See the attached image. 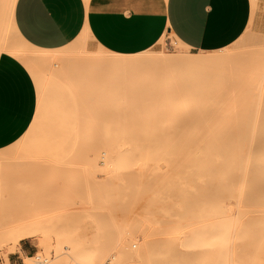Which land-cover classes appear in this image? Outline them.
Listing matches in <instances>:
<instances>
[{
  "label": "rangeland",
  "instance_id": "obj_1",
  "mask_svg": "<svg viewBox=\"0 0 264 264\" xmlns=\"http://www.w3.org/2000/svg\"><path fill=\"white\" fill-rule=\"evenodd\" d=\"M5 3L6 0H2L0 4V20L1 23H3L2 29L4 33L6 32V24L9 22V18L7 17L8 5ZM252 5L253 14L249 26L243 35L229 47L212 52H195L186 49L181 44L172 40V38H169L168 44H164L163 40L157 47L145 52L158 56L181 55L182 57H201L233 50L232 57L226 62L223 61L222 64L220 63L222 66L218 64L216 65L217 68L215 66V68L211 67L207 69V71H210L209 73H211V75L208 74V77H204L207 74H203L200 79L197 78L193 80V83L186 82L188 81L186 76L187 73L178 72V74L174 73V75H167L166 69L168 68L164 69L162 66V70L158 67L162 76L159 75L160 73L158 74L159 71L156 70L158 74L156 75L153 70L155 75L159 77H157L158 79H156L154 74H150L153 76L147 74L140 75V72L136 71L135 73H125L117 77V82L107 83L109 69L107 68L108 70H106L105 67L96 64V62H81L80 59L74 60V57H62L64 61L61 58L62 60L58 62L60 65H57L56 62L54 66H52L53 63L50 64L49 62L50 66L48 61H40V63L35 62L32 64L21 61L29 70L35 82L37 107L33 121L25 135L10 147L0 151V264H214L215 261L211 260V255L209 256V254L212 253L211 250L214 252L217 251L218 254L220 251L226 253L224 249L228 247L233 249V246L235 252L230 248L227 249L228 257L231 258L232 256L231 259H233L230 264H262L261 257L264 252V138L239 137L231 139L235 144L226 151L229 154L232 153L230 156L234 158L230 164L236 167L238 166L236 169L237 176L235 178L233 177V181L237 183L241 181L242 183V181L245 180L246 186L244 185L243 188H247V190L245 191L242 188L241 191L248 192L247 194L250 193L256 197L254 198L250 195V198H246L248 201H245V198H242L241 201L237 200V202H239L238 208L242 207L244 210L248 209L249 212L251 211L250 213L246 211L249 218L245 217L246 213L245 215L243 214V217L241 216L242 221L244 220L245 223L247 221L249 224L243 223L240 225V218L238 219L239 221L237 220L238 222L236 221L241 226L240 228H242V225L244 226L242 235L240 234L239 225H235L237 227L235 228L239 230V236L241 237L242 235V241L240 237L236 236L238 234H236L237 230L235 228V230L231 228L232 231H230L231 233L229 234L227 231L226 237L222 235L223 232L221 234H218V232H215V234L211 233L213 227L210 228V231L208 228H204L206 222L212 221V225L216 224H213L214 220L208 218L207 214L205 218H208V220L204 218L205 220L203 221L205 223L200 221V225L195 223L194 226H192V222H187V220L182 219L183 216H185V218L189 216L190 210L188 209H191V211H193L191 213L192 215L190 214V217L193 218H191V220L198 222L197 217H200L202 203L204 202V204L210 205L212 203L210 201L214 198L211 196L216 194L213 189H217V186H222L229 182V176L224 177V175H222L224 171L221 172V168H218V170L220 169V173L214 176H210L207 173V180L205 181L203 180V176L200 175L201 172H199L202 171L203 168H200L201 166H198V168L193 167L196 171L194 173L191 167L189 168L191 169L189 170L190 175L186 178H190V182L187 181V185L183 178V180L179 179L182 177L179 175L180 171L178 173L177 169H175L179 178L176 174H170V170L173 172L174 169H168L169 173H167L168 171L164 168L166 166L163 165V163L160 164L161 166L163 165L161 169H152L156 172V175H154L151 169H147V171L144 172L148 167L145 169L143 168L144 170L139 169L143 171L144 174L149 172L148 174L150 175L152 173L154 177L148 176L156 179L154 180L155 183L153 179L150 180L154 185L147 183L149 180L146 179L149 177H142L144 175L142 172V180H139L140 173L137 179L141 183H144L145 180L146 184L144 183L143 185L142 183L140 185L139 182L138 185H130L137 183V180H134V174L136 172L135 170L138 168H134V171L131 169L132 172L130 169H125V171H130L129 174L133 173V179L127 173L131 177L129 180L132 179L133 181L131 180L130 182L127 180V183L126 177L128 175L126 174L127 176H122L124 180L120 179L124 182H120L121 184L118 182L120 185L114 182L117 184L115 186L110 178L112 165L102 160L103 155H95L97 159L94 161V159H92L94 155L91 153L87 155L82 153L77 154L75 152L69 153L59 148H52L50 142L48 143L47 136L45 137V135L39 133V127L45 108L50 106V104L51 106H56L54 107L58 116L56 122L60 121L58 123L55 122L56 125H59V127L58 125L56 126V130L63 125L62 123L67 119L66 116H68L72 110V104L75 105V103H102L117 106L121 104L142 103L146 101L145 99L148 96L179 97L178 90L180 91L184 88L188 90L191 87L196 88V86L198 88H196L197 91L199 88H202V94H216V91L219 89L222 90V88L226 90L232 83V77L230 79L228 72L240 66L241 63H245L250 59V56L251 58H253L252 56L255 57V51H257L258 48L259 52H257V54L261 55L258 57L264 55L262 54L263 52L260 51L262 50L260 49V47H262L260 45L264 44V0H252ZM8 37L13 44H23L27 49L31 50L37 49L28 44H24V41L13 32H8ZM85 41V49L88 53L96 55L103 52L101 47L95 44L91 38H86ZM72 43H70L69 46ZM69 46L67 45L66 48ZM66 48L64 47L61 49L64 50ZM61 49H58V51ZM58 51L53 50V52ZM251 51L255 54L252 55ZM56 66H61L64 69H83L85 72L88 71L87 73L90 76L82 83L76 82L75 79L73 80L74 82L71 81V79L64 80L63 77L61 79V74L57 75L61 67L59 68ZM219 66L221 68H219ZM89 72H91V74ZM58 76H60V78ZM146 76L149 77L147 78ZM166 76H168V78H164ZM182 78H185V81ZM206 78H208V80H206ZM192 84L194 86H192ZM62 104H64V106H62ZM70 105L72 107H70ZM207 140L211 141L214 139L208 138ZM219 140L223 141L225 138ZM243 153L247 154L244 155ZM200 156V153L194 154L193 159ZM101 160L103 162L100 164ZM211 170L212 169H210V171ZM214 170L215 169H213V172ZM184 171L182 172L183 174ZM197 172H199V175H197ZM108 175L110 176L108 177ZM187 175L185 177H187ZM157 176L159 179L156 178ZM169 176L171 178L172 176L173 178L177 177V179H179L178 182H185H180L178 184ZM167 179H169L170 182H168L169 180ZM172 180L175 181V183L173 181L174 184L171 183ZM158 181L159 183L156 184ZM181 189H183V195L180 194L179 196V193H182L180 192ZM212 192L213 194H211ZM243 192L241 193L244 194ZM209 194L212 200H209ZM207 197H209V199ZM216 197L218 198V196ZM219 197L220 199L216 200H220V203L222 202L223 204L224 202L225 204H220L221 210L224 208L226 213L227 210H229L228 213L230 214L236 201L232 198L226 199V197H223V201L221 195ZM206 198L208 199L207 201H205ZM246 202L251 205H248ZM218 204V202H213L211 206H219ZM189 205L191 206L189 207ZM215 206L210 210L211 215L215 212L213 211ZM220 207L218 208L220 209ZM182 208L184 209L183 211ZM208 209L207 213L209 211ZM237 209L234 208L233 212L235 214L238 212L236 211ZM194 212L198 214L196 215ZM242 212L244 211L242 210ZM242 212H240L241 215ZM228 213L226 216L222 215L223 213L214 215L222 218L229 216ZM202 214L203 213H201V216H203ZM234 218L235 217H233V219ZM199 220H202V218L200 217ZM234 220L232 222L229 221L230 224H233ZM177 222L180 224L185 222L184 224H189V226L192 227L185 225L186 228H184V232L182 231L184 224L181 225V230L175 229V225L178 224ZM251 222L254 223V231H256L253 233L254 236L252 237L256 243L248 242L251 236L247 233L250 232L249 229L253 228L251 226L253 223ZM191 223L192 225H190ZM201 224L204 225L202 227L205 229V232L203 229L198 231L199 228H202L198 227V225L201 226ZM220 224H223V222ZM17 225H21L26 229L32 228L30 230L35 229L34 231H37L38 228L37 232H39V235L26 239L31 241L35 247L34 253L30 255V257H23L21 261H15V258L12 257L10 262L9 257L17 253L20 242L24 240L20 237V233H22L23 229L22 227H19V229L17 227V232ZM219 227L221 226L219 225ZM190 228L193 229L190 230ZM247 228L248 230H246ZM195 229H197V231ZM202 230L204 234H200ZM206 230L213 235L211 236L208 234ZM233 230L234 234L232 237L231 234ZM251 230L253 231V229ZM206 232L208 236H206L207 234L205 235ZM257 233L259 236H257ZM250 234L252 233L250 232ZM219 236L221 237L219 241L222 242L213 244L215 242H213V240L216 239L217 241ZM245 236L250 239L245 238ZM239 240L241 242H239ZM244 240L246 242H244ZM251 241L253 242V240ZM220 244H222V246L225 244L223 246L224 248H222ZM207 248H210L211 253L209 251V253L207 252ZM237 252L238 254H236ZM229 254L231 256H229ZM233 255H235V257Z\"/></svg>",
  "mask_w": 264,
  "mask_h": 264
},
{
  "label": "bare ground",
  "instance_id": "obj_2",
  "mask_svg": "<svg viewBox=\"0 0 264 264\" xmlns=\"http://www.w3.org/2000/svg\"><path fill=\"white\" fill-rule=\"evenodd\" d=\"M16 1L17 0H6V3H5L6 5H8V11H7L8 16L7 17L9 18V22L6 24V32L4 33L2 29L3 23H1V20H0V55L6 53L20 61H24L30 64L35 63V62L40 63V61L41 62L48 61V64L49 62L50 64L53 63L52 66H54V63L56 64V62H57V65L58 64L60 65V63L58 62L61 61L65 57L67 58L74 57V60L80 59L81 62L82 61L91 62V63L96 62V64L102 65V67H105L106 70L109 69L108 70L109 78L106 81L107 83L117 82V79H116L117 77H120L121 75L125 73L126 74L130 72L135 73L136 71L140 72L139 73L140 75H143V74L144 75L146 74L155 75V73L156 75H158L160 73L159 75L162 76L161 71L159 70L161 69V66H162V68L164 67V69L168 68L166 69L167 75H170V74L174 75V73L178 74V72L187 73L186 76H187L188 81L186 82L193 83L192 82L193 80L197 78L200 79L201 75L203 74L204 75L207 74L204 77H208V74L211 75V73H209L210 71H207V69H210L211 67L215 68L216 65L220 63L222 64L223 61L226 62L233 55V50H229V51L227 50L225 53H221V54L216 53V54H211V55L201 56V57H185L184 56L185 58L182 57L181 55L180 56H174V55H168V56L159 55L158 56V55H152L150 53H145V52L139 53L136 55L126 56V55H121L117 53H111L109 51H106L103 48H101L103 50L102 53L93 55V54L88 53L85 49L86 38H91L87 32L82 33L77 38V40H75L70 46L68 45L69 47L67 48L65 47L66 49L64 50L61 49L60 51L57 50L58 52L47 51V50H42V49L31 50V49H27L23 44L22 45L13 44L8 37V32H13L14 34H17L19 36L15 28L14 20H13ZM1 3H2V0H0V4ZM21 40L23 41L22 38ZM24 44H27V43L24 41ZM260 46L264 47V44ZM262 47H260V49H262L260 51L263 52L262 54H264V51H263L264 48ZM258 49L257 51H255L256 52L255 57L252 56L253 58H251L250 56V59H248L245 63L244 62L241 63L240 66H237L235 69L228 72L230 79L232 77V80H231L232 83L230 87L227 88L226 90L223 88L222 90L219 89L216 91L217 92L216 94L215 93L202 94L201 93L202 88L201 89L199 88L198 90L199 92H198L197 86H196L197 88L196 89L195 87H191L187 84L191 88L188 90L187 88L186 89L184 88L185 91L184 89L183 90L181 89L180 91L178 90L179 97L148 96L147 98L145 97L146 99L144 98L146 101L142 103L121 104L117 106H111V105H106L102 103H95V104L94 103H80V104L75 103V105L72 104L73 107L70 105V107H72L71 112L69 113L68 116H66L67 119L65 120L64 123H62L63 125L56 130L55 128L58 125V124L57 125L55 124L57 117H58L57 113L55 112V108H54L56 106H51L50 104V106H47L45 108V112L43 114L40 127H39L40 129L39 133L45 135V137L47 136L48 143L50 142V145L52 148H59L62 151L69 152V153L75 152L77 154L82 153L85 155H87L88 153H91L94 155L92 158L94 159V161L97 159L95 158V155H103L102 160L108 162L109 165H112V170L110 171L111 176L108 175V177L110 176L111 182L113 181L112 183L116 182L118 185L121 184L120 182L122 183L124 182V181H121V180H124L122 176L125 177V175L127 173L129 174L131 169L133 170L134 168L135 169L138 168L137 169L138 171L134 169L137 172V175H136V172L134 174L135 177L133 176V173L129 175L131 177L133 176L134 180H137V183H133L130 185H135V184L138 185V183L142 180L141 179L142 177L148 178L149 176H153L151 172H150L151 173L150 175L148 174L149 172H147L146 173L147 176H146V174H144L143 171L139 170V169L144 170L146 167L148 168H146L144 172H146L147 169L148 170L150 169L152 170L154 168H156L157 170L158 168L161 169L163 165L166 166L164 168L167 169L168 171L167 173H169L170 169H174V171L175 169H177V172L179 173L180 171L179 175L182 177L179 178L178 173L176 171H175L176 173L174 171L173 173L172 170H170L171 171L170 174L172 175L176 174L179 179L181 180L184 179L186 182L185 181H180V182H185L186 185L188 182H190V178L189 179H186V178H188L190 175L189 170L191 169L189 168L191 167H192V170H194V168H198V166H201L200 168H203V170L199 172L202 173V174L200 173V175L203 176V180L205 181L207 180L208 174L210 176L211 175L214 176L217 173L219 174L220 169L218 170V168H221V172L224 171L223 172L224 174L222 175H224V177L229 176L228 177L229 182L222 185L223 187L217 186V189L216 188L213 189V191L215 190L214 193L216 194H213L212 192L211 194H213V196L211 197L212 198L214 197L215 199L213 198L212 200V198L210 197V194L208 195L210 199L209 197H207L209 200H212L210 201L212 202L211 204H213V202H218L219 206H215V205L211 206V204L207 205V204H204L203 202L201 205L202 209L198 208V209H201L202 211L204 210L203 212L201 211L199 215L202 218V220H199L200 217H197L198 222H194L195 220H191L192 217H190V214L193 212L191 211V209H188L190 210V212L187 210L189 212L188 214L189 219L187 216H186L187 218L183 216L182 219L187 220V222H192L193 225L192 223L190 225L194 226L195 223L199 224L200 221L202 222L205 219L208 220V218H211L212 220H214L213 224L216 223L217 225L216 224L212 225V221L206 222V223L203 221V223H205L204 228H208L210 231V228L213 227L211 229L212 230L211 233L215 234V232H218V234L219 233L221 234L223 232L222 235L227 236V233H226L227 231L229 234L231 233L230 231H232L231 228L234 229L236 227L235 225H239L237 223L239 221L238 220L239 218L241 219L240 225L243 223L244 224L248 223L247 221L246 223L244 222V220L242 221V218H241V216L243 217L245 215L248 209L244 210V208L242 207L238 208L237 206L239 205L238 204L239 202H237V200L241 201L242 198H245V199L250 198L249 196L251 194L250 193L247 194L248 192L247 193L245 192L247 188H243L244 185L246 186L245 180L242 181V183L241 181L238 183L236 181H233L234 180L233 177L235 178L237 176L236 169L238 166L236 167L230 164L231 161L234 160V158L230 156L232 153L229 154L226 151L229 150V148H231L233 144H235L231 139L239 138V137L264 138V55L262 57H258V56H261L257 54V52H259ZM253 51H251L252 55L255 54L253 53ZM221 64L220 66H222ZM220 66L219 68H221ZM56 67L60 68L61 66H56ZM78 68H81V67H78ZM153 70L155 73L153 72ZM156 70L159 71L158 74ZM87 72H85L83 69L75 70V68L64 69L63 67H61L59 74L57 75L61 74L60 75L61 79L63 77L64 80L71 79V81H73L75 79L76 82L82 83L86 79H88V77L90 76ZM89 73L91 74V72ZM156 75L155 77L156 79H158L159 77ZM60 76L58 77L60 78ZM150 76H153V75H150ZM164 78H168V76ZM182 79H184L185 81V78H182ZM206 80H208V78H206ZM192 86L194 85L192 84ZM62 106H64V104H62ZM208 138H213L214 140L209 141L207 140ZM221 138H225V140L223 141L219 140ZM215 139H218L219 141ZM197 153H200L201 156L193 159L194 154H197ZM243 154L245 155L247 153H243ZM102 160L100 161V164L101 162H103ZM162 163L163 165L161 166L160 164ZM230 166H233L234 168ZM125 169H130V171H125ZM179 169H181L182 171ZM205 169L208 171H206ZM210 169L212 170L210 171ZM213 169H215L216 171L214 170L213 172ZM183 171H184V174L182 173ZM141 172L146 177L144 175L141 177ZM195 172L196 171L194 170V173ZM199 172H197V175H199L198 174ZM139 173H140L139 180L141 179L140 181L137 179L139 177L138 175ZM185 173L187 177H185L186 176ZM170 174H167V175H170ZM129 175L126 177V181L128 180L131 182L133 177L131 180H129L131 178ZM154 175H156V172H154ZM116 177H118L119 179L118 178H117L118 180L115 179ZM177 177L173 178L172 176V178L171 177L170 178L174 179L179 184L180 182H178L179 179H177ZM149 178L146 179V180H149V182L147 183L153 184L152 181H150L153 178L152 177L150 179ZM156 178L159 179L158 176ZM154 180L156 179L154 178L153 182ZM174 180H172L171 183H173ZM159 181L156 184H158ZM145 182L146 181L144 180V183ZM168 182H170V180ZM116 183H114L113 185L116 186L117 185ZM142 183L140 182L139 184L141 185ZM186 185H183V186H186ZM242 188L245 190L244 192L241 191ZM182 190L183 189H181L180 192H182ZM241 192H243L244 194H242ZM180 194L183 195V192L179 193V196ZM220 195L222 198L223 197L224 198L226 197V199L232 198L234 201H236L235 205L236 204L237 205L233 206V210L231 209L232 212L230 210L231 212L230 214L232 215L228 213L229 210L227 209L226 210L229 215L227 217L220 218L214 215V214H219V213L220 214L223 213L222 215H225V216L227 215L224 208L221 210L220 204H222V202L220 203L219 202L220 200L217 201L218 199H220L219 197ZM216 196H218V198ZM253 197L256 198L255 195ZM207 198L205 201L208 200ZM224 198H223V201H224ZM245 201H248V200L246 199ZM190 206L191 205H189V207ZM214 206H215V209H213V211L215 212H213L211 215L210 210L211 208H214ZM218 207H220V209ZM234 208L236 209L238 208L236 210L238 212L235 211L236 214L233 212ZM207 209L209 210L208 213H207ZM217 209L219 210L216 211ZM241 209L244 212H242ZM183 210L184 209L182 208V211ZM250 210H253V209H250ZM240 212H242V215ZM250 212L248 211V213ZM194 213L196 214V212ZM201 213H203L202 214L203 216H201ZM239 213H240V216H239ZM206 214L208 215V218H205L207 217L205 216ZM248 216L249 215H247L246 213L245 217L249 218ZM233 217H235L234 218L235 220L233 219ZM232 219L234 220V223L230 224V222L233 221ZM180 220H181V217H180ZM220 221H222L223 224H220L222 223ZM177 223L180 226L176 224L179 228L175 225V229L177 228L178 230L179 229L181 230L182 229L181 225H183L185 222L183 224L182 223L180 224L179 222ZM206 224L207 225L211 224V225L207 226ZM18 225L16 226L17 232H18L19 227H22L21 225L20 226ZM185 225L186 224H184L182 231H184V228H186ZM199 225L198 227L204 226L202 224L201 226ZM219 225L221 227H219ZM240 225H239V228L241 227ZM186 226H189V224ZM192 226H189V227H192ZM214 226H216L217 228ZM251 226L253 227L251 228L253 229V231L251 229H249V231L252 234H250V232L247 233L246 231V233L251 236L250 237L251 239L247 238L246 236L245 238L250 239L248 242L256 243L254 241V238H252L254 236L253 233L256 232L254 231V223L253 225L251 224ZM243 227L244 226L242 225V228L239 229L241 231L240 234L242 235H243L242 230L244 229ZM204 228L202 227V228H199V229L197 228V229L198 231L203 229L205 232ZM22 229L20 228V230L22 231V233H20V237L22 240L30 239L32 237L39 235V232H37L38 228H37V231H34L35 229L30 230L32 228L26 229L22 227ZM191 229L193 228H190V230ZM197 229L195 230L197 231ZM203 230H202V233L200 234H204ZM234 230H233V233L231 234L232 237L234 234ZM239 230L236 231L237 232L236 234H238L236 236L238 237H240ZM246 230H248V228ZM209 231H208V234L212 236L213 234H211ZM188 232L186 233L189 234ZM206 234L207 232L205 233V235ZM208 234L206 236H208ZM257 236H259V234ZM241 237L240 239L242 240ZM220 238L221 237L219 236V238L217 239L218 242L216 241V239L215 240L212 239L213 242L215 241L213 244L221 243L222 241H219L221 240ZM245 240L244 242L247 241ZM251 240H253V242ZM239 242L241 241L239 240ZM220 245L222 246V244ZM224 245L225 244H223V246ZM249 245H252V244H249ZM223 246L222 248H224ZM229 248L230 247H228L227 249ZM227 249H224L226 250V253H223L222 251H220L219 253L220 255L218 254L217 251L214 252L211 250L212 252L211 253L210 248H207V252L209 251L211 253L209 254V256L211 255L210 257L211 260L215 261L214 264H230L233 259H231L232 256L230 254L229 256H231V258L228 257ZM231 250H234V246H233V249ZM236 254H238V252ZM235 255L233 256L235 257Z\"/></svg>",
  "mask_w": 264,
  "mask_h": 264
},
{
  "label": "crops",
  "instance_id": "obj_3",
  "mask_svg": "<svg viewBox=\"0 0 264 264\" xmlns=\"http://www.w3.org/2000/svg\"><path fill=\"white\" fill-rule=\"evenodd\" d=\"M252 14V0H17L13 20L23 41L37 49L64 48L87 32L99 47L129 56L169 38L190 51L224 49L243 35ZM36 107L29 70L0 55V151L25 135ZM34 248L24 239L9 261L30 257Z\"/></svg>",
  "mask_w": 264,
  "mask_h": 264
}]
</instances>
